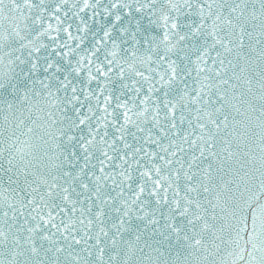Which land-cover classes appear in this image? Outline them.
<instances>
[{
  "label": "snow or ice",
  "instance_id": "6c2138e0",
  "mask_svg": "<svg viewBox=\"0 0 264 264\" xmlns=\"http://www.w3.org/2000/svg\"><path fill=\"white\" fill-rule=\"evenodd\" d=\"M0 264H264V0H0Z\"/></svg>",
  "mask_w": 264,
  "mask_h": 264
}]
</instances>
